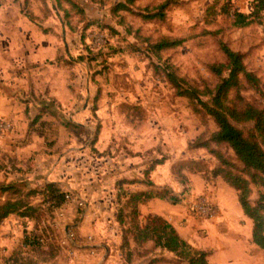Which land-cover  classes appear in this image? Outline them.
Here are the masks:
<instances>
[{"label": "rangeland", "instance_id": "374dc122", "mask_svg": "<svg viewBox=\"0 0 264 264\" xmlns=\"http://www.w3.org/2000/svg\"><path fill=\"white\" fill-rule=\"evenodd\" d=\"M165 1L169 3L163 20L145 17ZM222 1H217L216 8ZM231 1L241 12L251 10L252 0ZM212 3L214 0H0V102L5 96L15 97L22 108L20 104L26 96H31L36 98V106H39L40 97L43 104L51 105L60 118L37 121L36 129L45 133V149L36 151V155L44 152L53 155L45 162L90 163L92 171L86 173V179L96 180L102 174L100 169L104 165L100 162H107L109 171L115 164L117 171L123 172L140 170L162 156H166L168 166L183 158L217 162L205 149L190 146L204 130L216 129L213 120L207 117L204 126L188 100L175 96L163 74L154 70V65L167 61L188 79H196L202 84L200 79L203 78L212 83L213 76L206 65L222 59V41L244 53L247 68L255 72L264 85V11L260 22L233 27L224 15L214 19L206 15V9ZM36 30L42 34L43 45L56 49V55L39 66L36 65ZM95 33H102L99 45L94 41ZM162 37L181 38L183 42L177 47L158 51L156 56L149 46ZM46 77H51L55 90L62 95L66 93L65 89L77 93L79 87L78 91H81L77 94L81 98H86L87 94L98 98L103 116H83L79 117L82 125H64L70 123L69 106L63 107L50 97L44 83ZM244 96L264 105V97L252 90L245 91ZM91 106L92 110L97 107L95 102ZM250 125L237 124L245 131ZM215 148L237 162L226 145ZM62 154L65 155L63 159ZM31 159L32 156L28 162L19 164L0 162V186L7 183L4 177L10 168L18 174L19 182L28 183V187L37 186L40 176L36 171L39 162L44 160L36 158V162H31ZM68 165L60 166L52 178L61 177ZM75 172L72 175L75 176ZM209 177L210 174L206 178ZM119 178L124 175L117 174L115 181ZM175 178L183 184L184 193L187 175ZM64 190L74 196L72 191ZM261 190L259 186L253 187V200ZM190 200L183 206L187 217L200 224L206 222L189 211ZM32 201L37 204L41 199L35 196ZM83 208L84 203L81 206L74 204L73 214L65 213L71 219L60 217L57 210L47 212L37 223L48 237L40 245L24 242L25 227L34 230L36 225L28 219L22 220V242L11 247L7 255L0 250V264H12L4 260L12 253L16 264H101L96 262L97 257L89 246L81 245L95 235L103 237L102 231L93 228L92 224L82 231L76 228L84 215ZM182 222L189 223L186 217ZM67 225L76 234L73 243L61 242ZM188 236L187 241L193 246L209 251L205 229L197 227L193 232L190 228ZM149 248L145 245V249ZM257 252L259 262L264 264V250ZM161 254L167 259L172 258L171 254L157 250L145 255L134 254L129 261L114 257L108 264H164L150 261ZM210 258L212 264H217L213 252Z\"/></svg>", "mask_w": 264, "mask_h": 264}, {"label": "trees", "instance_id": "16d2710c", "mask_svg": "<svg viewBox=\"0 0 264 264\" xmlns=\"http://www.w3.org/2000/svg\"><path fill=\"white\" fill-rule=\"evenodd\" d=\"M217 1L214 0L206 9V15L212 19L224 15L231 20L233 27H245L262 19L264 0H252L248 13L237 10L231 0H223L216 8ZM168 3L165 1L158 4L145 17L163 20ZM182 42L181 38L162 37L149 48L158 56V51L177 47ZM220 50L222 59L206 65L213 76L212 83H207L203 78L200 79L202 84L196 79H188L180 75L167 61L154 65V70L163 74L175 96L188 100L204 126L207 117L216 125V129L211 132L204 130L190 146L205 149L217 162L183 158L173 162L170 171L175 176H182L184 172L201 173L205 177L210 174L209 178L220 177L234 188L244 214L252 221V242L264 250V105L244 96L245 91L252 90L264 97V85L259 76L247 68L243 52L230 48L222 41ZM122 106L127 107L128 104ZM248 123L251 125L246 131L237 126ZM219 145H226L237 162L229 160L215 148ZM165 159L166 156H162L160 159L151 160L144 168L142 178L124 177L115 181L114 217L120 235L118 249L124 261H129L134 254L139 256L158 250L160 253L171 254L172 258L167 259L161 254L153 256L151 262L208 264L210 251L193 246L162 216L147 214L142 217L140 214L139 204L151 198H165L173 204L182 200V196L169 186L158 187L149 178L150 171L156 165L163 164ZM134 183L144 184L148 189L132 191L129 185ZM254 186L262 189L255 200L252 199ZM0 190L3 196L0 199V223L9 215L16 214L35 222L34 236L38 235V230L45 231L37 223L43 220L47 212L52 213L60 208L68 192L54 182L30 189L7 183L2 184ZM35 196L40 197V203H33L32 198ZM148 243L151 246L145 249ZM15 253L18 254L17 250ZM13 254L5 258V262L16 264Z\"/></svg>", "mask_w": 264, "mask_h": 264}, {"label": "crops", "instance_id": "0c3cea01", "mask_svg": "<svg viewBox=\"0 0 264 264\" xmlns=\"http://www.w3.org/2000/svg\"><path fill=\"white\" fill-rule=\"evenodd\" d=\"M41 36L42 34L36 30L37 66L43 64L47 59H52L51 56L56 55V49L54 47H51V45L46 47L42 44ZM63 40H65L64 37ZM44 83L46 87L48 86V94L52 99L56 100L63 107L69 106L70 123H64V125H82L79 122V117L83 116L89 117L92 114H96L98 117L103 116L102 104L98 102V98L95 99L90 95L88 96V94L86 98H81L77 94L81 91H78L79 87L77 88V93L76 91L65 89L64 92L66 93L62 95L55 90V84L51 80V77H46ZM42 99L40 97L39 106H36V98L26 96L25 100H23L24 103L20 104L23 105L21 108L15 97L5 96L2 98L0 102V113L3 116H0L11 120L14 123V128L12 131L0 136V162H18L19 164V162H28L31 156V162H36V158L44 160V162H39V169L37 171L34 168L37 175L40 176L37 186H42L47 182H54L60 185L62 189L72 191L75 196L84 201V215L79 224L76 225V228L82 231L88 224H92L91 226L93 228L102 231V238L95 235L93 239L91 238V241L83 242L81 245L90 247L92 254L97 257L95 258L97 259V263L108 264L114 257L122 259V255L118 249L120 244L119 228L114 217V183L117 174L120 177L124 175V177L128 178H142L145 165L140 170L123 172L117 171L118 165L115 164L112 167V171H109L106 166L107 162H100V164L104 165L100 169L102 174L96 180H90L89 178H85L87 176L86 173L92 171L90 163L60 162L57 160L56 162H45L51 160L53 155L49 154V152L38 153L36 155V151L45 149V133L39 132L36 129V123L39 119L50 121L56 118L57 120V118H60V115L53 110L51 105L43 104ZM94 102L97 107L92 110L93 107L91 104ZM62 113L65 114V111ZM64 156L62 154L61 158L63 159ZM66 163L70 165L67 166L66 171H64L61 177L52 178L58 168ZM165 163L156 165L150 171L149 178L158 187L169 186L175 193L182 196V200L180 203L173 204L165 198H151L139 204L138 208L141 216L143 217L147 214L162 216L186 240L189 238L188 231L190 228L193 232L197 227L205 229L210 251L208 264H212L210 258L212 252L214 254V263L217 262V264H261L257 252L260 248L252 242V221L244 214L238 201L237 191L220 177L207 179L201 173L184 172L187 175L188 183H186V191L182 193L184 189L183 184L179 183L170 171L173 162L169 166ZM10 169L5 172L4 179H6L7 183H12L27 189L36 187H28V183L19 182L17 179L18 174H15ZM73 171H76L75 176L72 175ZM160 173H162V176L159 175ZM129 188L132 191L148 189L146 185L141 183L131 184ZM204 192L212 193L213 199L218 207V212L212 220L200 224L194 220L190 221L183 206L188 200ZM73 205H68L65 213L73 214ZM185 217L189 221L187 225L182 222ZM66 218L71 219L70 216ZM22 220L24 218L16 214H11L0 223V245H2L0 246V250L5 254L10 252L11 247H16L22 242V239H20L21 230L19 224ZM146 245L151 246V243Z\"/></svg>", "mask_w": 264, "mask_h": 264}, {"label": "built area", "instance_id": "2783aa9c", "mask_svg": "<svg viewBox=\"0 0 264 264\" xmlns=\"http://www.w3.org/2000/svg\"><path fill=\"white\" fill-rule=\"evenodd\" d=\"M102 33H95L94 34V41L99 45V41L101 39ZM14 128V123L6 119L2 116H0V136L12 131ZM83 200L78 198L77 196H72L68 192L65 194V201L62 204L60 208L57 209V214L60 217L65 216V211L70 204H77L78 206H81L83 204ZM188 209L192 213V215L201 220V221H209L212 220L217 212L218 207L216 202L213 199L211 192H204L199 195L194 196L189 202H188ZM21 223V222H20ZM19 223V224H20ZM21 227V225H20ZM30 226L25 227L24 234H22V238L24 242L28 244H43L48 237H46L45 233L43 231L38 230V235L34 236L33 232L34 230H29ZM50 235V233H48ZM51 236V235H50ZM76 234L74 231H72L70 228H65L64 236L61 239L62 243H66V241H69L73 243V240H75Z\"/></svg>", "mask_w": 264, "mask_h": 264}, {"label": "water", "instance_id": "95a60500", "mask_svg": "<svg viewBox=\"0 0 264 264\" xmlns=\"http://www.w3.org/2000/svg\"><path fill=\"white\" fill-rule=\"evenodd\" d=\"M68 228V225L66 226V229Z\"/></svg>", "mask_w": 264, "mask_h": 264}]
</instances>
